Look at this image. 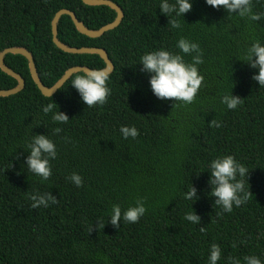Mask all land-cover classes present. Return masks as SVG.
<instances>
[{
    "label": "trees",
    "instance_id": "obj_1",
    "mask_svg": "<svg viewBox=\"0 0 264 264\" xmlns=\"http://www.w3.org/2000/svg\"><path fill=\"white\" fill-rule=\"evenodd\" d=\"M113 1L125 15L101 37L80 32L69 14L58 24L64 43L108 51L114 70L103 105L88 107L70 84L82 71L46 96L27 57L6 56L26 85L0 96V264H208L212 243L222 248L217 264H229L230 257L244 264L245 255L264 261V87L252 79L258 69L243 60L254 40L264 43V18L250 22L205 0H193L184 18L163 14L160 0ZM62 8L75 11L91 29L117 17L110 6L83 0H0V52L28 48L48 86L72 66L106 65L100 54L70 53L55 44L52 21ZM253 11L264 13V0H253ZM169 19L182 27L172 29ZM181 37L198 43L203 54L198 69L204 80L190 104L157 98L138 63L144 53L161 47L178 52ZM185 59L191 62L190 55ZM17 85L0 67V88ZM231 92L242 100L236 109L221 103ZM50 102L68 115L67 123L42 113L41 106ZM121 125H134L138 136L123 138ZM35 134H47L57 147L46 181L25 165ZM226 154L249 169L243 178L249 198L231 213L214 203L208 183L207 165ZM73 172L81 175L82 186L68 179ZM191 184L198 193L193 203L183 199ZM46 192L58 203L31 208L29 197ZM138 199L145 215L113 226L112 205L119 204L123 213ZM191 211L200 216L199 224L184 219Z\"/></svg>",
    "mask_w": 264,
    "mask_h": 264
},
{
    "label": "clouds",
    "instance_id": "obj_2",
    "mask_svg": "<svg viewBox=\"0 0 264 264\" xmlns=\"http://www.w3.org/2000/svg\"><path fill=\"white\" fill-rule=\"evenodd\" d=\"M205 3L214 8L223 7L229 14H236L248 21H259L264 18V13L253 11V0H205ZM193 0H160V11L170 17H183L192 9ZM172 29H180L181 23L177 19H169ZM175 47L178 52L170 51L166 48L155 49L144 53L139 64L144 72L149 74V85L152 93L159 99L174 98L175 102L180 101L190 104L199 91L204 76L198 69V65L203 63L202 50L198 43L181 37ZM185 54L191 56V62H187ZM253 69L258 71L253 73L252 79L257 81L260 87H264V43L259 39L254 40L247 50V56L243 59ZM111 66L105 65L98 68L84 70L83 74L76 75L71 85L77 90L81 100L88 106L103 105L106 103L111 88L108 86L111 78ZM221 103L228 109H236L242 100L232 94H225L221 97ZM56 103H47L41 106L43 114L51 113V120L61 124L67 123L69 117L65 112L57 109ZM215 127H220V122L212 120L209 122ZM59 131V128L56 129ZM123 138H136L139 130L134 126L121 125L119 129ZM28 155L25 157L27 170L46 181L52 175L51 161L57 157V147L54 141L47 134H35L28 145ZM209 172L208 183L211 187V196L215 197L214 203L219 206L222 212L231 213L233 207H240L249 198V189L245 188L243 178L247 176L249 169L247 166L235 159L231 154L217 156L207 165ZM68 179L77 187L82 186L83 179L79 173L73 172ZM29 199L32 201L31 208L40 206L49 207L58 203L56 196L51 192L43 194L33 193ZM183 199L192 201L198 199L197 188L191 184L189 190L183 193ZM192 206V205H191ZM146 206L143 199H138L134 205L123 211L119 204H113L111 208L110 220L113 226L119 228V221L135 223L145 215ZM220 215V213H218ZM184 219L191 224H199L200 216L194 211L186 212ZM200 231L205 232L204 227ZM222 248L218 243H212L207 257L208 264H217L221 259ZM244 264H264L256 255H245ZM229 264H241L239 258L230 257Z\"/></svg>",
    "mask_w": 264,
    "mask_h": 264
},
{
    "label": "water",
    "instance_id": "obj_3",
    "mask_svg": "<svg viewBox=\"0 0 264 264\" xmlns=\"http://www.w3.org/2000/svg\"><path fill=\"white\" fill-rule=\"evenodd\" d=\"M83 1L89 5H108V6H110L111 8H113L117 11L116 19L114 21L104 25L103 27H101L99 29H91L83 21H81L78 18L75 11L68 9V8H62L61 10H59L55 14L53 21H52L53 40L59 48H61L62 50L66 51V52L100 54L102 56V58L105 60L106 65L111 66V69H112L111 73H112L114 70V63H113L112 59L110 58L109 53L106 49L101 48V47H96V46H83V47L70 46V45L64 43L63 41H61L59 36H58V34H59L58 24H59L61 17L64 14H69L72 17L76 27L78 28V30L80 32H82V33H84L90 37H95V38L101 37L107 31L112 30L121 24L125 13H124L123 8L118 3H116L115 1H113V0H83ZM9 53L22 54V55L27 57V59L29 60V67H30L32 77H33L35 83L38 85L39 89L46 96H53L67 82V80H69L71 78V76L73 74L81 72V71L84 72V70L91 68V67L85 66V65L72 66L66 70L64 75L54 85L48 86L43 82V80L39 74L33 53L28 48H26L24 46H10V47H7L0 52V67L3 71H5L8 74H10L11 76L15 77L18 80V85L16 87L10 88V89L0 88V96H10V95L16 94V93L22 91L26 85V80H25L24 76L22 74H20L19 72L15 71L13 68H11L6 63V56Z\"/></svg>",
    "mask_w": 264,
    "mask_h": 264
}]
</instances>
